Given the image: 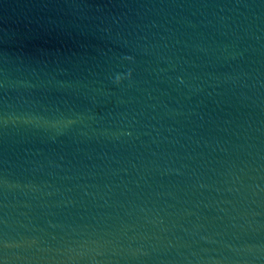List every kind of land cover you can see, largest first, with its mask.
I'll list each match as a JSON object with an SVG mask.
<instances>
[{
  "label": "water",
  "instance_id": "water-1",
  "mask_svg": "<svg viewBox=\"0 0 264 264\" xmlns=\"http://www.w3.org/2000/svg\"><path fill=\"white\" fill-rule=\"evenodd\" d=\"M0 264H264V0H0Z\"/></svg>",
  "mask_w": 264,
  "mask_h": 264
}]
</instances>
